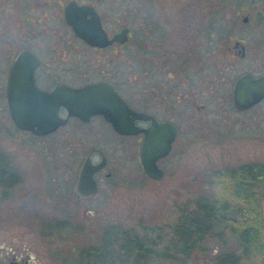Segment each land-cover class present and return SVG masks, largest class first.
Listing matches in <instances>:
<instances>
[{
	"label": "flooded vegetation",
	"instance_id": "af4514ba",
	"mask_svg": "<svg viewBox=\"0 0 264 264\" xmlns=\"http://www.w3.org/2000/svg\"><path fill=\"white\" fill-rule=\"evenodd\" d=\"M226 1L217 0L216 5V0H0V102L7 104L8 94L16 101H44L46 98L40 94L52 93L59 87L108 85L124 106L142 115L132 121L141 131L121 133L100 113L83 120L68 115L67 108L60 105L57 114L65 122L46 135L70 122H75L79 134L89 128L99 132L101 126H106L117 138H136L140 162V148L152 119L168 122L175 127V135L169 153L157 160L163 169L161 163L176 148L185 130L182 121L190 126L192 120L202 121L205 129L216 123V116H208L214 97L219 98L215 85L224 84V64L237 63L240 70L220 92L225 99L228 95L230 106L237 111L243 110L236 109L232 102L236 80L246 73L253 78L264 75L254 74L256 55H251L241 29L233 37L227 34L230 27L217 25L214 13L225 11ZM233 1L235 21L240 19L243 26L256 18L253 31L264 34V27L259 24L264 17V0H252L245 13L242 0ZM219 18L227 22L224 14ZM78 28L91 32L93 43L80 35ZM219 31L226 38L225 47L218 46L216 40L212 45ZM130 117L129 113L128 123ZM88 153L93 163L100 161L99 149L92 148ZM106 164L107 159L93 174L96 183L97 175L110 176V172H105ZM2 172L0 153V180ZM218 246L224 251L210 256L207 264H227V250ZM193 253L174 254L171 262L164 264H187L192 262ZM0 264L46 263L30 249L0 240Z\"/></svg>",
	"mask_w": 264,
	"mask_h": 264
},
{
	"label": "rangeland",
	"instance_id": "374dc122",
	"mask_svg": "<svg viewBox=\"0 0 264 264\" xmlns=\"http://www.w3.org/2000/svg\"><path fill=\"white\" fill-rule=\"evenodd\" d=\"M251 1L242 0L243 13L247 12ZM217 3L216 0L215 4L219 5ZM235 11L234 1H226L225 11L214 13L219 21L217 25L230 27L227 34L233 37L239 35L241 29L251 55H256L258 65L254 74H264V34L253 31L257 26L256 18L240 26V19L235 21L233 17ZM223 14L227 20L225 23L219 18ZM259 22L263 28L264 17ZM216 35L212 45L216 40L218 46L225 47L227 42L222 32ZM221 70L225 77L221 82L224 84L215 85L219 98L214 97L208 116H216V123L208 126L210 130L204 128L202 121L192 120L191 126L182 121L185 130L180 134L176 148L161 163L164 176L160 179H152L143 171L135 137L117 138L106 126H101L99 132L89 128L79 134L75 122L49 135H31L15 128L7 104L0 102L2 164L8 161L21 178L4 200L1 199L0 187V240L32 250L46 264H66L69 245L82 241L81 236L75 232H63L56 237L45 238L40 228L44 223L63 220L70 226L83 227L92 236L101 227L118 222L132 226L137 220L156 222L201 190L205 168L264 162V100L247 110L233 109L227 100L228 95L225 99L220 92L224 86L228 87V80H232L240 70L234 62L232 65L224 64ZM92 148L99 149L106 157L105 172H110V176L97 175L96 194L76 199L72 188L77 171L85 154ZM93 159L98 157L93 156ZM220 188L223 195L230 196L227 186ZM255 191L259 195L263 186L255 187ZM262 205L264 209V201ZM203 247H208V251L200 249L194 252L192 262L187 264H207L210 256L224 251L208 241ZM229 259L234 260V256L230 255ZM237 264L257 262L252 255L250 258L245 256Z\"/></svg>",
	"mask_w": 264,
	"mask_h": 264
},
{
	"label": "trees",
	"instance_id": "16d2710c",
	"mask_svg": "<svg viewBox=\"0 0 264 264\" xmlns=\"http://www.w3.org/2000/svg\"><path fill=\"white\" fill-rule=\"evenodd\" d=\"M8 163L2 164V200L21 182ZM202 175L201 190L159 221L137 220L135 226L118 222L91 236L83 227L57 220L41 225L42 235L49 238L75 232L81 236L82 241L69 245L66 264H164L174 254L190 255L204 249L207 240L227 249V264L252 255L257 264H264V162L208 167ZM220 186H227L229 197ZM260 186L263 191L258 195L255 187Z\"/></svg>",
	"mask_w": 264,
	"mask_h": 264
},
{
	"label": "water",
	"instance_id": "95a60500",
	"mask_svg": "<svg viewBox=\"0 0 264 264\" xmlns=\"http://www.w3.org/2000/svg\"><path fill=\"white\" fill-rule=\"evenodd\" d=\"M78 33L87 41L93 43L91 32L78 28ZM10 89V88H9ZM106 85H88L80 88L59 87L49 94H40L46 100L23 102L11 100L7 103L12 122L22 130H29L36 136H44L63 124L57 114V109L63 105L68 115L79 116L87 120L90 115L100 113L111 122L115 130L125 134H135L141 128L133 125L134 118H141L140 113H134L124 106ZM264 98V75L253 78L250 74L241 75L234 83L232 102L236 109L244 110ZM131 114L130 123L126 116ZM152 119V118H151ZM175 127L168 122L158 123L152 119V125L145 131V139L140 148V162L143 171L152 179L164 176V170L157 165V160L167 155L174 139ZM106 163V157L101 153L98 163L91 161L90 153L86 154L80 165L72 195L76 198L93 195L98 187L93 174Z\"/></svg>",
	"mask_w": 264,
	"mask_h": 264
}]
</instances>
